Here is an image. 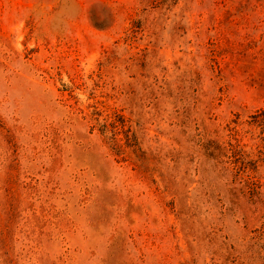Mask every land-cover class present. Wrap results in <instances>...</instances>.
<instances>
[{
    "label": "rangeland",
    "instance_id": "1",
    "mask_svg": "<svg viewBox=\"0 0 264 264\" xmlns=\"http://www.w3.org/2000/svg\"><path fill=\"white\" fill-rule=\"evenodd\" d=\"M0 264H264V0H0Z\"/></svg>",
    "mask_w": 264,
    "mask_h": 264
}]
</instances>
